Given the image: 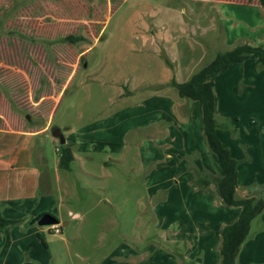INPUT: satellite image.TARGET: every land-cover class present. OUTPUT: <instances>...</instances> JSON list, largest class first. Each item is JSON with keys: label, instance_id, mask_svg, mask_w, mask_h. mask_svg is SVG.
Segmentation results:
<instances>
[{"label": "rangeland", "instance_id": "obj_1", "mask_svg": "<svg viewBox=\"0 0 264 264\" xmlns=\"http://www.w3.org/2000/svg\"><path fill=\"white\" fill-rule=\"evenodd\" d=\"M229 1L239 4L214 0H0V135L9 129L34 132L44 128L53 103L64 95L51 126L30 139L35 148L29 161L38 167L36 157L43 151L56 157L50 142L51 128H59L64 138L70 139L68 143L74 149L71 168L57 170L61 176L58 183L55 175L51 174V178L56 192L83 203L74 213L79 215L84 229L66 231L81 234V250L89 258L83 264H116L109 256L120 245L129 246L134 253L146 251L128 264H202V250L198 255L196 246L191 250L193 244L171 246L167 241L162 242L161 221L156 213L150 212V204L143 206L148 212L143 209L142 213H136L135 207L130 209L133 212H124L125 206L119 203L120 190L124 187L120 176H127L130 181H125V190L132 198L130 205L136 204L139 195L147 200L142 181L148 175L154 179L149 184L157 182V177L168 180L172 175L183 183L189 173L185 170L182 175V169L178 168L183 162L180 146L183 147V141L188 146L191 139L176 137L177 142L170 149L163 146L161 138H148L141 131L137 144L131 139L125 143L123 135L129 129L144 126L162 114L167 117L169 102L164 97L152 100L135 97L127 101L118 98L153 89L146 85L149 82L146 79L158 78L162 73L147 72L142 64L141 34L146 25L143 16L148 14H162L161 25L171 20L169 29L176 35L182 30L193 35L188 26L201 25L208 15L219 22L212 46L206 41L209 36L201 33L198 41L202 48H191L193 56L200 61L192 66L191 75L208 65L218 51L242 43L264 47V10L256 3L258 0ZM188 17L190 20L184 21ZM220 31L222 40L218 41ZM68 36L81 39L74 43L64 41ZM86 63L90 71L84 69ZM171 64L173 69L164 62L175 76ZM98 66L95 75L92 68ZM165 75L166 72L163 78ZM211 81L212 89L217 90L214 116H222L216 136L236 162V185L258 187L264 195V65L257 59L237 62ZM111 132L114 135L110 136ZM132 135L130 131L127 136ZM56 142V148L62 150L63 146ZM166 154L170 157L165 158ZM151 160L161 162L150 164ZM161 187L167 192L177 185L172 181ZM115 192L117 196H113ZM104 198L116 205V209L100 202L93 210V202ZM262 202L257 217H264ZM57 217L60 226L63 221L74 222L63 209ZM11 227L0 228V264H6L3 255L7 250H10L7 264H42L36 261V255L40 252L42 259L50 258V251H44L47 245H52L49 240L60 245L57 239L62 233H50L49 226L28 228L25 233L32 235H26L22 243L16 239L24 231ZM39 228L45 239L34 234L33 230ZM257 234L259 244L255 243L253 248L247 238L236 254V264H264L261 223ZM35 250L36 255L32 253ZM47 264H53L51 259Z\"/></svg>", "mask_w": 264, "mask_h": 264}, {"label": "crops", "instance_id": "obj_2", "mask_svg": "<svg viewBox=\"0 0 264 264\" xmlns=\"http://www.w3.org/2000/svg\"><path fill=\"white\" fill-rule=\"evenodd\" d=\"M214 1L217 3L228 2L231 4H239L238 2L229 0ZM256 3L260 5L259 2ZM143 17L146 22V25H144L145 28L143 29L145 30L144 34H141L143 38V47L141 48V52H143L141 55L143 56V68H145L147 72H162L158 78L154 76L147 78L146 80L149 82L145 81L147 82L146 85H148L149 88L151 86H165L175 76L176 83L187 81L191 75L190 70L192 66L194 67L200 62L193 56L191 48H202V45L198 41V39H201V33L209 36L206 41L212 46L211 40L216 39L219 22H217L216 19L214 20L211 15H208L207 18H204V25L202 24L204 22H201V25L196 23L188 26L191 28L189 31L193 35L186 34L184 30L176 35V32L169 29L171 20H169L166 25H161L160 22L163 20L161 18L162 14H148ZM186 20H190V18H185L184 21ZM184 27H186V25H182V28ZM157 29H159V31ZM206 51L209 53L210 50ZM213 51L214 50L211 52ZM202 52H200V60ZM208 53H205L204 56L207 57ZM164 56L167 57L170 63L174 64L175 76L173 73L171 74L169 72L170 69L164 65ZM213 58L209 59L210 62ZM99 67L100 66L92 68V72H94L95 75L98 74L97 71ZM181 67L184 69H179ZM84 69L89 70L87 63L84 65ZM80 71L76 72V77ZM164 72H166V75L163 78ZM210 83L212 86V81H210ZM213 92L217 94V90H213ZM131 93L118 99L127 101L135 97H140L143 98L141 100H152L164 97V99L169 102V108L165 112L168 115L167 117L163 116V114L159 115L155 120L148 122L144 126H135L129 129V131H126L123 135L125 143H127L128 139H131L134 144H137L139 141L137 136L141 131L147 134L148 138H161L163 146L170 149L174 148L173 145L177 142L176 137H181L182 139L189 137L191 139L189 145L187 146L185 144L186 141H183V147L180 146L183 156L181 159L183 162L181 163L182 165H178V168L182 169V175L185 170L189 174L183 178V183L179 182L178 176L174 179L172 175L168 180H159V177H157V182L149 184V181L154 179L150 178V175L146 176L142 182L144 183V196L147 200L144 199L142 195H139L134 205H130L132 198L128 196L129 192L127 194V190H125L127 187L125 186V181L128 183L130 181L127 176H120L122 184L124 183V187L123 190H120L119 203L125 206L126 209L124 212H133L130 211V209L131 207H135L136 213H142L143 209L150 204L152 208L150 212L156 213L157 220L161 221L159 228L162 242L167 241L168 245L170 244L171 246L184 243L187 247H190L193 244L194 247L191 248V250L196 246L198 255L200 254V250H202L200 255L202 264H218L220 261V237L218 233L225 226L236 221L240 214V208L225 207L222 202H220L215 182L211 183L207 188L202 189L198 188L196 185L194 186L192 182V172L194 171H197L206 178H213V180L222 176V171L219 165L216 164V158L208 150L204 139L201 104L197 101L180 99L176 91L171 87ZM63 97L64 95H61L59 99L53 103L52 109L49 110L50 113L48 112L47 116L48 125L44 128L36 129L34 132H24L20 128L9 129L6 131L3 130V134L0 135V217L4 220L17 222L12 225L11 228H18L24 231L23 235H20V237L16 239L22 243L26 239V235L28 237L32 235V233L28 234L25 233V231H27L28 228L32 229L33 225H37V223H33L35 219H39L42 215L48 214L58 221L57 216L61 214L63 209L67 212L68 217H72L71 219L74 222L70 224L68 221H63L61 227L64 228L65 233H63L64 230L62 231L61 229L60 234L62 233V236L57 239L60 245H56L54 241L49 240L52 245L51 247L47 245L48 247H45L44 251H50L51 256L49 259H51L53 264H83L89 258L85 257L82 253V245L79 242L82 237L81 234L78 232L75 234L74 232L73 234L66 232L68 228L71 230L84 229L83 222L80 221L79 215L74 213V210H79L83 203L78 199L67 198V196L64 198L62 194L54 190L52 183L51 174L53 176L55 175V181L57 183L61 178L57 172V170H59L58 161L61 152V148H56L57 140L51 137L52 141H50L52 143L50 144L54 146V154H56V157L53 158L51 153L46 154V152L43 151V154L40 153V157L39 155L36 157L37 163L39 164H37L38 167L32 166L29 161V159L32 158V149L35 148L34 141L30 139L35 138L37 136L36 134L45 133L49 126H51L53 117ZM116 97L117 95L114 96V99H116ZM214 117L217 127L218 122L222 123V116L215 115ZM224 129L225 126H223V130ZM130 131L133 134L132 137L127 136ZM134 131H136V133H134ZM111 133L110 136L114 135L113 132ZM69 140V138L65 139L62 149L64 147L69 148L74 160V149L73 146L68 143ZM120 152L121 150H119L118 153ZM169 157L170 155L166 154L165 158ZM87 159L89 161L93 160L92 157H87ZM159 162H161V160H151L149 163L157 164ZM172 181L174 185H177V188L170 187L168 191L165 192V189L161 186ZM122 184L120 186H123ZM255 188H244V186L238 184L236 186L235 196L237 199L253 198L263 201V193H259L258 187ZM117 195L118 193L115 192L113 196ZM100 202L106 204L110 209H116V205H113L112 202L107 203L104 198L93 202V210L101 205ZM64 203L66 204L64 205ZM77 203H79V205ZM25 204H27L26 207ZM4 205H7V208ZM146 210L147 209H145L144 212H148ZM206 221H210V224L203 223ZM260 223L261 228L264 229V217L258 216L250 224L248 235V240H250V242H247L251 243L250 246L253 248H255V243H257V231L258 228H260ZM33 232L39 236V238L42 237L45 239L44 232L41 228L33 230ZM260 248L264 249V246L261 247L260 245ZM132 250L133 249L127 245H120L111 252L109 257L112 263L128 264L132 260L143 256L144 252H146L140 251L139 253H134ZM32 253L36 255L37 250ZM9 258L10 250H7L3 255L4 263L7 264ZM48 260L42 259L40 257V252L36 255V261L42 262V264H47Z\"/></svg>", "mask_w": 264, "mask_h": 264}, {"label": "trees", "instance_id": "obj_3", "mask_svg": "<svg viewBox=\"0 0 264 264\" xmlns=\"http://www.w3.org/2000/svg\"><path fill=\"white\" fill-rule=\"evenodd\" d=\"M264 10V0H258ZM220 35V36H219ZM218 41L222 40L221 31L218 34ZM81 38L68 36L66 42L74 43ZM247 59H257L264 65V47H252L246 43L239 44L230 50L218 51L213 60L198 71L193 73L189 79L183 83H176L174 77L165 86H153L158 90L163 87L173 88L178 97L183 100L197 101L201 104L203 135L208 150L215 156L222 171V176L218 179L206 178L197 171L193 173V183L198 188H207L215 182L219 197L225 207H239L240 214L236 221L225 226L219 231L220 237V261L219 264H236V254L244 244L249 235L250 224L257 217L258 209L262 206L261 200L253 198L237 199L235 196L237 165L232 159L227 149H225L216 136V122L214 117L215 98L210 81L222 71L237 62ZM165 64L173 69L172 64L164 58ZM73 160L72 152L64 147L59 154L58 168L67 170ZM35 219L33 223H36ZM16 221L4 220L0 217V228H7Z\"/></svg>", "mask_w": 264, "mask_h": 264}, {"label": "water", "instance_id": "obj_4", "mask_svg": "<svg viewBox=\"0 0 264 264\" xmlns=\"http://www.w3.org/2000/svg\"><path fill=\"white\" fill-rule=\"evenodd\" d=\"M28 119V117H26ZM51 136L58 140L60 145H63L65 143V138L61 132V130L57 127L51 128ZM37 225L40 227H45V226H51V225H58V221L51 215L45 214L42 215L37 221Z\"/></svg>", "mask_w": 264, "mask_h": 264}, {"label": "built area", "instance_id": "obj_5", "mask_svg": "<svg viewBox=\"0 0 264 264\" xmlns=\"http://www.w3.org/2000/svg\"><path fill=\"white\" fill-rule=\"evenodd\" d=\"M49 232L52 234H59L61 232V226L58 225H51L48 227Z\"/></svg>", "mask_w": 264, "mask_h": 264}]
</instances>
